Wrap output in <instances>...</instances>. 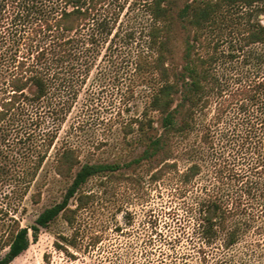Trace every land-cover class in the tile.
<instances>
[{
	"label": "trees",
	"instance_id": "obj_1",
	"mask_svg": "<svg viewBox=\"0 0 264 264\" xmlns=\"http://www.w3.org/2000/svg\"><path fill=\"white\" fill-rule=\"evenodd\" d=\"M104 1L0 0V184L8 187L7 203L0 205V225H6L0 249L7 247L0 264L27 248L30 229L36 238L57 217L71 228L70 234H59L57 249L70 256L69 249H94L103 234L86 233L79 212L96 196L81 186L90 177L100 187L120 177L139 181L109 164L80 165L77 149L65 145L55 149L51 166L55 175L70 179L62 199L30 227L16 216L30 189L31 202L38 203L47 182L43 166L68 108L59 82L63 62L79 52L89 57L95 31H112L96 16ZM144 5L148 22L131 64L135 82L148 87V94L124 129L144 146L148 181L169 176L176 194L188 197L180 232L169 242L175 246L186 237L194 250L173 251L169 261L161 251L156 264H248L250 256L235 247L249 228L243 200L264 208V0ZM84 27L88 34L78 37ZM179 161L186 166L180 169ZM131 218L126 210L125 224L131 225ZM134 253L129 245L111 257L114 264H151L146 252L143 260H135Z\"/></svg>",
	"mask_w": 264,
	"mask_h": 264
},
{
	"label": "rangeland",
	"instance_id": "obj_2",
	"mask_svg": "<svg viewBox=\"0 0 264 264\" xmlns=\"http://www.w3.org/2000/svg\"><path fill=\"white\" fill-rule=\"evenodd\" d=\"M147 1L105 0L98 7L96 16L112 26L111 33L98 29L89 57L85 58L79 52L63 62L59 82L68 108L43 166L42 173L47 176V182L38 203L31 202L30 193L34 188L30 189L16 216L21 226L30 227L41 211L62 199L70 179L55 175L51 166L55 149L65 145L77 149L80 165L109 164L116 173L134 175L139 181L120 177L100 187L97 178L90 177L81 186V190L94 192L96 196L79 212L86 233L96 230L103 234L102 242L94 249L88 248L84 252L69 249L73 256L57 249L55 243L59 241V234L71 233L65 221L57 217L47 227L40 228L36 238L30 229L27 248L8 264H114L112 253L126 250L129 245L134 246L135 260L143 258V251L150 255L151 264L158 262L161 251L166 261L173 251H194L186 237L175 246L169 242L180 232L178 220L185 213L183 202L188 197L176 194L169 176L157 182L148 181L147 166L141 158L144 146L137 141L135 132L126 134L124 129L139 115L148 94V87L135 82L131 64L142 43L141 31L148 22L144 10ZM88 31V27H84L77 36L84 38ZM178 37L181 39L182 35ZM176 44H179L178 39ZM86 61L88 72H85ZM186 164L179 161L178 167L182 169ZM204 179L202 176L197 180L195 187H200ZM7 189V185L0 184V202L3 201L0 205L7 203L4 195ZM246 199L243 200V213L249 228L235 252L246 253V258L250 256L248 264H264V208L248 204ZM69 204L74 206L75 199L71 198ZM126 210L131 213V225L125 224ZM5 228L6 225H0V230ZM6 252L7 247L0 249V258Z\"/></svg>",
	"mask_w": 264,
	"mask_h": 264
}]
</instances>
